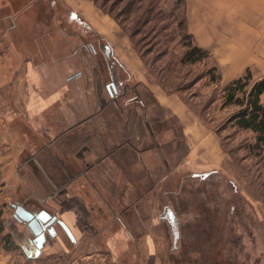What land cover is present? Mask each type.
Wrapping results in <instances>:
<instances>
[{
	"label": "crops",
	"instance_id": "1",
	"mask_svg": "<svg viewBox=\"0 0 264 264\" xmlns=\"http://www.w3.org/2000/svg\"><path fill=\"white\" fill-rule=\"evenodd\" d=\"M184 11L220 73L215 84L246 69L251 81L264 76V0H184ZM1 34L0 195L54 213L75 241L57 234L90 247L70 264H89L101 248L113 261L130 246L155 261L157 194L176 142L166 119L185 148L176 163L195 174L223 167L217 130L158 82L92 0H0Z\"/></svg>",
	"mask_w": 264,
	"mask_h": 264
},
{
	"label": "rangeland",
	"instance_id": "2",
	"mask_svg": "<svg viewBox=\"0 0 264 264\" xmlns=\"http://www.w3.org/2000/svg\"><path fill=\"white\" fill-rule=\"evenodd\" d=\"M97 1L123 21L127 32L141 27L132 39L144 53L151 73L168 89H178L202 121L217 130L226 161L222 168L207 170L205 177L196 175L191 167L179 166L177 156L183 155L185 148L175 119L167 118L176 142L167 149L169 157L174 158L171 174L160 183L157 194V224L151 231L156 241L149 249L155 251L151 258L156 260L148 262L142 252L135 254L130 246L121 257L113 256V261L101 248L100 255L89 264H264V149L250 148L253 133L233 127L229 118L241 106L222 105V86L210 84L207 77L195 82L209 60L192 65L179 62L186 39H181L183 32L177 23L181 8L176 0ZM46 20L47 17L42 20L44 24ZM78 28L82 34L90 35L82 23ZM146 49L152 51L145 53ZM18 198L14 194L9 199L0 195L2 264H70L90 252V247L75 246L58 232V238H46L39 258H27L35 247L26 224L13 217L11 203L19 204ZM167 208L178 220L176 242L164 217Z\"/></svg>",
	"mask_w": 264,
	"mask_h": 264
},
{
	"label": "trees",
	"instance_id": "3",
	"mask_svg": "<svg viewBox=\"0 0 264 264\" xmlns=\"http://www.w3.org/2000/svg\"><path fill=\"white\" fill-rule=\"evenodd\" d=\"M102 11L109 14L117 24L122 28V30L127 34L130 41L132 42V46L136 51L140 54L143 59L144 53L137 48L136 41L132 39L134 35L140 33L141 27H135L131 33L127 32L125 26L123 25V21L118 18L117 15L112 14V10L106 9L104 3L99 2L97 0H92ZM177 6L181 8V19L177 22L178 25L181 26L182 32L181 39H186L182 45L184 46L181 55L179 56V62L185 65H192L200 63L201 61L206 62L209 60L211 54L208 50L198 46L194 41L191 34L187 32L186 28V19H185V11H184V0H176ZM143 40V38H142ZM152 51L151 49H146L145 53ZM144 61V59H143ZM145 63V61H144ZM146 64V63H145ZM208 67L200 73L195 81L203 76L207 77L209 82H218L220 79V73L217 67L213 66V64L207 65ZM148 70L151 72L150 68L147 66ZM216 81V82H215ZM160 82V81H158ZM161 83V82H160ZM162 86L166 89L165 85L161 83ZM247 87V88H246ZM246 88V89H245ZM173 90V89H168ZM173 91H177L178 89H174ZM221 96L222 97V105L226 104H237L241 106L235 113L230 116V121L232 122L233 127L236 130H248L253 133V141L250 143V148L262 151L264 149V107L259 103V95L262 91H264V76L258 80L251 81V75L249 69H246L240 76L234 78L227 82L225 85L221 87ZM241 94V96H239ZM2 217V211L0 209V221ZM0 225V230H1ZM39 254L35 255V253H28L27 258L29 259H37L39 258Z\"/></svg>",
	"mask_w": 264,
	"mask_h": 264
},
{
	"label": "water",
	"instance_id": "4",
	"mask_svg": "<svg viewBox=\"0 0 264 264\" xmlns=\"http://www.w3.org/2000/svg\"><path fill=\"white\" fill-rule=\"evenodd\" d=\"M104 48H105L106 53H108L109 51L108 45H105ZM110 86L114 89L113 83H111ZM207 174L208 172H204V173H198L196 175L205 177ZM11 206L14 209L13 216L19 222L22 220L26 221L27 222L26 226L29 228L31 233L34 235L32 239V243L35 247V255L39 254L40 249L42 248L46 240L45 230L50 232L52 235L56 234V231L54 230L52 226L54 222H56L59 225V227L62 228L64 233L71 239V241H75L70 229L66 226V224L61 219L57 218L56 215H51L44 209H42L38 213H32L21 204L11 203ZM164 217L167 218V220L169 221V224L172 228L173 241L176 242L177 237H178V220L170 208L166 209ZM0 264L2 263L0 262Z\"/></svg>",
	"mask_w": 264,
	"mask_h": 264
},
{
	"label": "flooded vegetation",
	"instance_id": "5",
	"mask_svg": "<svg viewBox=\"0 0 264 264\" xmlns=\"http://www.w3.org/2000/svg\"><path fill=\"white\" fill-rule=\"evenodd\" d=\"M27 210H29L30 212H32V213H38L39 211H41L42 209H44V208H30V207H28V206H25V205H23ZM45 210V209H44ZM14 211V210H13ZM48 213H50L51 215H54V213H51L50 211H47ZM14 217V216H13ZM14 219H16L15 217H14ZM17 220V219H16ZM18 221V220H17ZM19 222V221H18ZM20 222H22V223H24V224H26L27 222L26 221H20ZM52 226H53V228H54V230L56 231V234L55 235H52L50 232H48V231H46L45 230V236H46V238L48 237V239H51V238H54V237H57V228L59 227V225L56 223V222H54L53 224H52ZM54 230H52V231H54ZM51 231V232H52ZM33 237H34V235H33ZM33 237L31 238V241H32V239H33ZM46 241V240H45ZM34 253H35V249H34Z\"/></svg>",
	"mask_w": 264,
	"mask_h": 264
},
{
	"label": "built area",
	"instance_id": "6",
	"mask_svg": "<svg viewBox=\"0 0 264 264\" xmlns=\"http://www.w3.org/2000/svg\"><path fill=\"white\" fill-rule=\"evenodd\" d=\"M259 103L262 107H264V91H262L259 95Z\"/></svg>",
	"mask_w": 264,
	"mask_h": 264
},
{
	"label": "bare ground",
	"instance_id": "7",
	"mask_svg": "<svg viewBox=\"0 0 264 264\" xmlns=\"http://www.w3.org/2000/svg\"><path fill=\"white\" fill-rule=\"evenodd\" d=\"M216 82V81H215ZM139 99V98H138ZM177 130V129H176ZM177 132V131H176ZM29 229V228H28ZM30 231V230H29Z\"/></svg>",
	"mask_w": 264,
	"mask_h": 264
}]
</instances>
